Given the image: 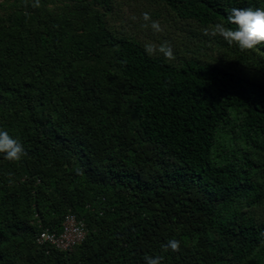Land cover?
I'll return each instance as SVG.
<instances>
[{"label": "trees", "instance_id": "16d2710c", "mask_svg": "<svg viewBox=\"0 0 264 264\" xmlns=\"http://www.w3.org/2000/svg\"><path fill=\"white\" fill-rule=\"evenodd\" d=\"M34 3H0V129L27 153L0 154V264H264V43L202 32L264 0ZM70 213L82 243L38 242Z\"/></svg>", "mask_w": 264, "mask_h": 264}, {"label": "clouds", "instance_id": "9594fccd", "mask_svg": "<svg viewBox=\"0 0 264 264\" xmlns=\"http://www.w3.org/2000/svg\"><path fill=\"white\" fill-rule=\"evenodd\" d=\"M39 6V0H35L33 7ZM144 19H150L148 13H144ZM227 24L236 27L226 26L224 22L206 27L202 30L204 36L215 37L217 35L229 44L237 45L241 50H251L257 45L264 43V8H232L227 16ZM151 27L156 32L163 31L157 21L151 22ZM145 51L149 56L154 55L157 51L162 53L168 60L174 59L173 48L168 41H164L159 46L155 44H145ZM0 154L8 161H19L27 155L22 142L14 138L8 131L0 129ZM165 251L180 250V241L171 239L164 245ZM146 264H161L162 257L146 256Z\"/></svg>", "mask_w": 264, "mask_h": 264}, {"label": "built area", "instance_id": "2783aa9c", "mask_svg": "<svg viewBox=\"0 0 264 264\" xmlns=\"http://www.w3.org/2000/svg\"><path fill=\"white\" fill-rule=\"evenodd\" d=\"M6 0H0V3ZM87 236V227L83 220L75 214H68L60 234L48 230L41 233L38 242L48 243L57 249L67 251L82 243Z\"/></svg>", "mask_w": 264, "mask_h": 264}, {"label": "rangeland", "instance_id": "374dc122", "mask_svg": "<svg viewBox=\"0 0 264 264\" xmlns=\"http://www.w3.org/2000/svg\"><path fill=\"white\" fill-rule=\"evenodd\" d=\"M133 7H135L134 6V4H133ZM140 8L141 9H144L142 6H140ZM130 9V7H128V6H126L125 7V13H123L122 14V17H127L128 16V14L130 15V16H136V15H134V14H132V13H130V12H132V11H130L129 10ZM139 9V8H138ZM141 9H139V12H141ZM118 19V18H117ZM152 21H155V20H153L152 18H150L149 20H145L144 21V19H139V23H140V25L139 26H143V30L141 29V30H138V31H135L136 32V34L140 37V38H142V40H144L147 44H156V41L151 37V22ZM158 22V21H157ZM114 23L116 24V25H119L120 23H121V20H117V21H114ZM159 24L161 25V27H162V29L163 30H166L165 29V27L167 26V24L165 23V22H159ZM131 28H132V30H134L133 28H134V26H131ZM169 31H172L170 28H169ZM163 31H161V32H158V36L162 33ZM171 34V33H170Z\"/></svg>", "mask_w": 264, "mask_h": 264}]
</instances>
